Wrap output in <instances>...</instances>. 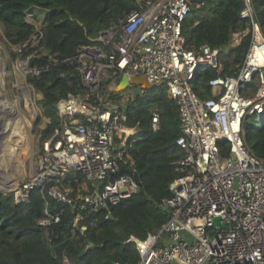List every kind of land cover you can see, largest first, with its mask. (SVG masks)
<instances>
[{"label":"built area","instance_id":"1","mask_svg":"<svg viewBox=\"0 0 264 264\" xmlns=\"http://www.w3.org/2000/svg\"><path fill=\"white\" fill-rule=\"evenodd\" d=\"M136 1L138 10L119 17L61 61L78 71L84 91L57 102L59 124L42 139L29 171L10 193L21 203L40 191L75 209L72 230L78 234L87 229L83 211H108L132 197L138 185L129 155L114 148L112 140L129 130L122 124L120 108L133 95L130 88L116 87L122 79L143 78L150 86L164 84L176 102L180 134L175 143L183 156L177 162L181 174L170 185V196L161 200L169 211L167 222L142 240H127L135 243L138 264H264V161L251 153L242 137L247 116L264 114V35L251 1L243 0L240 12L247 30L232 35L236 44L249 35L248 51L235 75L209 80L211 96L203 100L192 88L195 71L219 72L222 63L219 49L185 48L182 25L196 0ZM40 37L34 31L25 44L15 47L24 50ZM30 55L29 62L33 56L46 57L41 66L17 60L26 63L30 77L40 78L59 62L41 49ZM254 81L255 90H249ZM151 122L156 129V113ZM121 166L124 171L119 173ZM215 218L219 225L213 223ZM59 219L46 201L36 223L47 228ZM62 264L72 263L63 256Z\"/></svg>","mask_w":264,"mask_h":264},{"label":"trees","instance_id":"2","mask_svg":"<svg viewBox=\"0 0 264 264\" xmlns=\"http://www.w3.org/2000/svg\"><path fill=\"white\" fill-rule=\"evenodd\" d=\"M250 1L264 35V0ZM242 8L243 0H196L182 25L185 48L198 50L206 45L224 52L232 42V35L248 28L247 21L240 19ZM138 9L136 0H0V24L6 42L10 46L25 44L35 31L26 18L32 15L36 19L35 10H39L44 14L40 26L41 53L59 60L40 78H28L41 94L42 115L49 119L43 138L59 124L57 102L84 91L78 71L61 61L73 56L80 45L91 43L98 31ZM249 41V35L241 37L221 57V71L212 68L195 71L192 88L199 99L211 96L209 80L236 74ZM45 62L46 57L33 56L29 64L41 66ZM255 88V81L248 86L252 91ZM120 109L125 116L123 126L133 129L134 134L123 145L114 137L112 146L129 155L128 165L133 169L131 176L138 191L108 211L94 214L83 211L87 226L83 234L72 230L77 211L40 191L31 192L28 200L21 203L15 202L12 193L0 195V264H62L63 256L72 264H138L135 243L127 240L130 237L142 240L147 234L157 233L169 218L161 200L170 196L169 187L181 174L177 162L183 152L175 143L180 134V120L178 106L170 99L164 84L151 85ZM154 113L158 115L156 129L151 122ZM258 119V126L243 121L242 137L251 153L264 161V114ZM18 131L25 135L30 128ZM221 153L226 154L224 144ZM46 201L47 209L60 219L44 228L36 220L43 216ZM89 244L92 247L85 251ZM82 251L84 255H80Z\"/></svg>","mask_w":264,"mask_h":264},{"label":"rangeland","instance_id":"3","mask_svg":"<svg viewBox=\"0 0 264 264\" xmlns=\"http://www.w3.org/2000/svg\"><path fill=\"white\" fill-rule=\"evenodd\" d=\"M44 14L41 13L39 10H35V18L32 15L27 16L26 20L34 25L35 31L40 32V26L43 19ZM190 19V17H188ZM33 36V35H32ZM0 53L5 61L6 64V73H7V81L10 84L9 91L12 92L14 97L21 98V93L16 88V82H25L26 85L30 89L29 96L25 99H22V107L25 113L28 116L29 122L23 123L20 125H16L15 129L16 132L22 137V144L21 150L22 153L17 158V163L20 164L22 169V174L18 175L15 178V183L17 184V180L19 177L27 173L31 167L32 162L36 159L37 150L39 149L40 143L43 139V131L46 129L47 125L49 124V119L42 115V109L39 104V100L41 99V94L38 93L33 86L28 82V78L30 77V73H26L24 77H21L18 73L15 72L13 64L17 60H26L28 59L31 51H40L41 47H39L38 38L30 41L24 50H20L15 46H10L8 42H6L4 35H3V28L0 24ZM236 46V43L233 41L228 46L224 52H221V57H224L229 53L231 49ZM32 53V52H31ZM29 54V56H28ZM26 80V81H25ZM117 90V87H116ZM109 102H114L113 98L109 97ZM259 115H252L249 114L245 119L247 123L258 126L259 125ZM20 128H30V131L27 134H22L18 130ZM129 129V128H127ZM134 134L133 129L126 130V133L117 134V139L120 137L122 138L121 141L125 142L127 137ZM25 148V149H24ZM30 148V149H29ZM2 151V145L0 146V153ZM13 163L11 161H7L6 163L0 162V190H8L9 186L8 183L10 179L14 177L16 171H13ZM13 179V178H12ZM166 240L167 238L164 237ZM166 243L167 241H163Z\"/></svg>","mask_w":264,"mask_h":264},{"label":"bare ground","instance_id":"4","mask_svg":"<svg viewBox=\"0 0 264 264\" xmlns=\"http://www.w3.org/2000/svg\"><path fill=\"white\" fill-rule=\"evenodd\" d=\"M13 67L15 72L21 77H24L30 71L24 61L15 62ZM6 76V64L0 53V146L2 145L0 162L6 163L7 161H11L14 165L13 171H16V173L8 183V190H10L16 186L15 178L22 174L21 166L17 163V158L22 153V137L16 132L15 127L16 125L29 122L28 116L23 110L21 100L29 96L30 89L25 82L17 81L16 88L21 93V98L14 97L12 92L9 91L10 84Z\"/></svg>","mask_w":264,"mask_h":264},{"label":"water","instance_id":"5","mask_svg":"<svg viewBox=\"0 0 264 264\" xmlns=\"http://www.w3.org/2000/svg\"><path fill=\"white\" fill-rule=\"evenodd\" d=\"M26 81V80H25ZM140 86L142 87V89L144 90H147L150 88V84H148L143 78H138V77H135V78H131L130 80H126V79H122L120 81V83L118 84L117 86V91H122V90H125L127 88H130L131 92H132V95L134 98L138 97V96H141L142 95V92H141V88ZM124 171V167L121 166L119 168V173H122ZM126 173H130L131 170L130 169H126L125 170ZM11 190H0V195H6L8 193H10ZM16 203H20V201H16ZM213 223L215 225H219V220L217 218H215L213 220ZM92 247V244H89L87 246V248L85 249L88 250L89 248ZM85 251H82L80 253V255H84Z\"/></svg>","mask_w":264,"mask_h":264}]
</instances>
